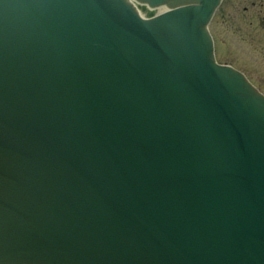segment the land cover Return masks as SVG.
Wrapping results in <instances>:
<instances>
[{
    "label": "water",
    "instance_id": "1",
    "mask_svg": "<svg viewBox=\"0 0 264 264\" xmlns=\"http://www.w3.org/2000/svg\"><path fill=\"white\" fill-rule=\"evenodd\" d=\"M132 1L0 0V264H264V96L214 60L220 0Z\"/></svg>",
    "mask_w": 264,
    "mask_h": 264
},
{
    "label": "rangeland",
    "instance_id": "2",
    "mask_svg": "<svg viewBox=\"0 0 264 264\" xmlns=\"http://www.w3.org/2000/svg\"><path fill=\"white\" fill-rule=\"evenodd\" d=\"M254 1L225 0L210 30L217 44L218 62L245 71L264 92V22L257 21L264 17V8L252 7Z\"/></svg>",
    "mask_w": 264,
    "mask_h": 264
},
{
    "label": "flooded vegetation",
    "instance_id": "3",
    "mask_svg": "<svg viewBox=\"0 0 264 264\" xmlns=\"http://www.w3.org/2000/svg\"><path fill=\"white\" fill-rule=\"evenodd\" d=\"M251 6L252 7L258 6V9L261 10L264 8L263 7L264 6V0H257V1L251 2ZM244 10H246V8ZM257 21L259 22V24H261L260 22H264V17L262 16Z\"/></svg>",
    "mask_w": 264,
    "mask_h": 264
},
{
    "label": "bare ground",
    "instance_id": "4",
    "mask_svg": "<svg viewBox=\"0 0 264 264\" xmlns=\"http://www.w3.org/2000/svg\"><path fill=\"white\" fill-rule=\"evenodd\" d=\"M165 8H158V12L164 11Z\"/></svg>",
    "mask_w": 264,
    "mask_h": 264
}]
</instances>
